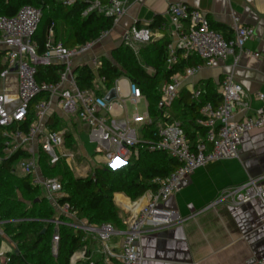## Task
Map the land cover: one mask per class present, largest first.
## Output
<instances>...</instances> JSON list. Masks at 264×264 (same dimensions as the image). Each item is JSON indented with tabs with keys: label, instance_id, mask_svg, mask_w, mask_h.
I'll return each mask as SVG.
<instances>
[{
	"label": "built area",
	"instance_id": "1",
	"mask_svg": "<svg viewBox=\"0 0 264 264\" xmlns=\"http://www.w3.org/2000/svg\"><path fill=\"white\" fill-rule=\"evenodd\" d=\"M81 0H59L62 6L71 7ZM129 0H91L83 12L87 15L96 12L112 17L114 25L125 13ZM42 18L39 8L25 5L12 17L0 16V165L17 153L15 171H21L31 184L40 189L42 197L54 207V218L49 223L72 228L82 234L84 246L71 257V264L87 260L88 238L98 243L97 252L105 261L115 260L118 264H142L140 249L141 238L145 233L156 232L181 224L184 219L176 211L163 207V204L180 191L182 183L197 169L223 160L238 158V140L246 133L264 128V105L252 115H244L235 121L234 114L247 109L242 87L226 75L219 85L221 100L217 105L210 102L200 106L194 123L200 127L203 135H198L196 143L190 142L183 124L174 121L158 129L155 141H146L139 137L134 124H151L148 113L140 116L135 113L131 120L126 118L109 120L107 114L122 116L126 114L123 97L136 105L143 98L139 86L129 80L118 79L112 89L115 98L107 102L109 90L102 86V79L96 77L94 84L102 87L104 93L96 94L89 89H80L76 82L72 60L75 56L87 53L111 30L103 31L91 42L67 48L62 43L51 40L53 30H49L45 50L38 53L32 38ZM159 28L169 30L171 41L167 46L165 64L168 68L178 64L180 58L196 56L201 64L188 67L182 75L171 76L162 90L159 107H168L181 90L183 80L191 77L202 67H211L218 59L241 54L246 42L254 37L250 26L235 23L233 37L226 39L211 28L207 16L197 9H190L185 4L169 5L166 18ZM153 38L148 27L133 25L124 35L125 42L147 43ZM258 58L260 54L254 53ZM87 65V64H86ZM58 66L59 77L56 82H38L36 77L39 67ZM88 66L96 72L101 66L98 58H92ZM124 87V88H123ZM119 96L120 103H116ZM199 90H192V100L197 101ZM122 99V100H121ZM259 101H264L263 94H257ZM64 116L68 121H78L87 126L90 139L97 143L96 153H101L104 163H98L95 169L115 171L131 161H136L141 150L164 152L177 162V167L164 179L156 180L158 188L148 190L136 201H128L131 208H126L116 201L122 210L124 230H118L110 223L93 225L81 219L68 203H59L65 194L60 180L44 174L41 159L46 157L49 165L63 162L77 177H88L89 167L76 168V160L83 157L75 149L66 146V131L53 129L50 117ZM104 144L108 147L105 148ZM252 200H259L264 207V176L248 178L244 183L227 188L206 208L222 204L242 205ZM5 221L0 220V264H8L9 253L15 245L4 230ZM52 252L57 254L59 242L58 230L52 236ZM9 243L8 245L5 243ZM256 264H264V255Z\"/></svg>",
	"mask_w": 264,
	"mask_h": 264
},
{
	"label": "trees",
	"instance_id": "2",
	"mask_svg": "<svg viewBox=\"0 0 264 264\" xmlns=\"http://www.w3.org/2000/svg\"><path fill=\"white\" fill-rule=\"evenodd\" d=\"M91 0H81L71 7H64L59 0H0V16L12 17L25 6L41 9L42 18L32 41L38 53L45 50L49 30H53V42H62L67 48L95 41L103 31L112 30L114 21L96 12L83 16V12ZM105 2L106 0H102ZM162 21L157 17L149 29L159 28ZM211 28L219 31V26L210 24ZM138 27V26H137ZM225 37V36H224ZM229 39V38H226ZM169 40L166 36L156 41L140 45L138 54L128 46L120 45L111 52V59L101 58V66L93 72L88 65L78 66L75 70L76 82L80 89H89L96 94H102L94 84L96 77L102 79L103 88L109 90L122 76L136 83L148 102L147 113L152 123L143 126L146 141H155L158 129L177 119L176 112L181 113L183 128L195 144L198 135H203L200 127L194 121L198 116L200 106L210 102L217 105L220 92L210 82L201 83L196 89L200 91L197 101L192 100L188 91H180L168 106L169 117L164 116L165 109L159 107L162 97L161 88L171 76L180 74L188 66H197L201 60L196 56H189L181 63L165 69L164 61L168 54ZM142 59L145 66L154 70L155 74L147 73L139 62ZM1 70V69H0ZM58 66L39 67L37 81L56 82L59 77ZM50 126L58 128L59 122L50 117ZM67 146H75L66 135ZM17 153L11 159L0 165V220L5 221L4 230L10 241L15 245L9 253L8 264H71L73 254L84 246L82 234L75 233L72 228L49 223L54 218L53 205L41 195L38 187L33 186L28 177L19 176L15 171V162L19 158ZM41 166L47 176L60 180L65 194L58 202L68 203L81 219L93 225L110 223L124 228L119 216V209L114 204V194L122 193L131 201H136L146 191L158 188L156 180L166 178L176 167L177 162L164 152H150L141 150L138 159L133 164H127L115 171L96 169L94 178H78L63 162L54 166L42 157ZM38 200V201H37ZM126 199L118 197L117 201ZM58 230L59 242L57 254L52 252V236ZM90 252V251H89ZM112 262L116 263L115 260ZM76 264H107L102 254H88L87 260Z\"/></svg>",
	"mask_w": 264,
	"mask_h": 264
},
{
	"label": "crops",
	"instance_id": "3",
	"mask_svg": "<svg viewBox=\"0 0 264 264\" xmlns=\"http://www.w3.org/2000/svg\"><path fill=\"white\" fill-rule=\"evenodd\" d=\"M174 3L185 4L190 9L203 12L210 24L222 28L218 32L225 36L224 38L233 37L235 23L253 28L254 37L246 42L244 52L218 59L211 67H202L191 77L183 80L180 90L191 94V91L197 90L201 83L210 82L219 91L222 79L226 75H232L234 81L242 87L247 103L245 112L240 113L237 110L233 119L238 121L244 115H252L264 105V101L257 99V94L264 95V0H129L124 15L113 26L109 35L98 41L76 65H88L92 58L111 59L112 50L120 45L128 46L137 55L141 44L137 43L138 45L134 46L132 42H125V32L133 25L148 27L157 17L164 21L169 5ZM150 30L153 33L151 41L166 36L170 43L169 30L155 27ZM254 53L260 54V57H253ZM187 58H180L179 63ZM138 59L148 74H155L152 68L145 66L140 57ZM164 67L169 69L165 61ZM119 79L129 80L126 76ZM98 88L104 93L102 87ZM122 92L124 93L120 97H123L125 102L128 99L124 97L125 91ZM142 99H145L148 108L146 97L143 96ZM120 102L118 96L116 103ZM168 109L169 107L165 109L166 117H169ZM176 115L178 116L176 121L183 124L181 113L176 112ZM123 116L107 114L109 120L116 121L123 119ZM58 117H55L59 122L56 129L65 130L75 146L74 149L77 150L73 126L79 123L88 131L87 126L78 121H68L64 116ZM138 134L145 140L143 126L138 129ZM104 147L107 148L108 145L104 144ZM135 162L132 161L130 164ZM92 174L89 169V175ZM260 176H264V128L243 134L239 138L237 159L223 160L197 169L182 183L180 191L163 204L164 208L176 211L184 221L142 236L140 242L142 264H256L258 258L264 255V207L260 201L252 200L242 205L228 203L208 209L206 207L227 188L240 185L248 178ZM118 197L130 201L131 199L122 193L114 194V204L119 209L123 223L126 216L116 204ZM127 202L125 200L121 204L129 208ZM115 227L118 230L125 229V225L124 228ZM86 246L90 255L100 254L96 250L98 243L95 239L88 238ZM107 264L118 263L109 261Z\"/></svg>",
	"mask_w": 264,
	"mask_h": 264
},
{
	"label": "rangeland",
	"instance_id": "4",
	"mask_svg": "<svg viewBox=\"0 0 264 264\" xmlns=\"http://www.w3.org/2000/svg\"><path fill=\"white\" fill-rule=\"evenodd\" d=\"M132 43L134 46L138 45L136 42H132ZM85 54L86 53L81 54V55H77L73 58V60H72L73 67L77 66L76 65L77 61ZM162 90H163V86L161 88V93H162ZM123 104H124L125 109H126V114H124L123 117L126 118V116H127V118L129 120L132 119V117L135 113H138L140 116H143L145 113H147L145 99H141V101L136 105H133L132 103H130L129 100H125V102ZM134 127L138 130L141 126L139 124H134ZM73 131L76 134L77 152L80 151L81 155L83 156V157L77 158L76 164H75L76 168L82 169V168L89 167L90 172H94L96 166H98L97 165L98 163H100V164L104 163V158L102 157V154L96 153L97 143L94 141H91L90 132L86 131V129L84 127H82L79 123H77L76 126H73ZM17 174L19 176H22L21 171H17ZM74 176H76V175L74 174ZM78 178H83V177H78ZM127 204H128V202H127ZM5 243L7 245L9 244L7 242H5Z\"/></svg>",
	"mask_w": 264,
	"mask_h": 264
},
{
	"label": "water",
	"instance_id": "5",
	"mask_svg": "<svg viewBox=\"0 0 264 264\" xmlns=\"http://www.w3.org/2000/svg\"><path fill=\"white\" fill-rule=\"evenodd\" d=\"M115 98V90L114 89H110L107 96L105 97V100L107 102L112 101ZM91 178H94V174L91 175ZM38 201V200H37Z\"/></svg>",
	"mask_w": 264,
	"mask_h": 264
},
{
	"label": "bare ground",
	"instance_id": "6",
	"mask_svg": "<svg viewBox=\"0 0 264 264\" xmlns=\"http://www.w3.org/2000/svg\"><path fill=\"white\" fill-rule=\"evenodd\" d=\"M129 208H131V206L129 205Z\"/></svg>",
	"mask_w": 264,
	"mask_h": 264
}]
</instances>
